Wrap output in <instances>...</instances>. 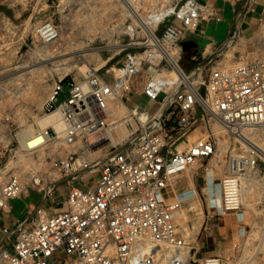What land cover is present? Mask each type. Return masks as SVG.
Instances as JSON below:
<instances>
[{"label":"built area","instance_id":"built-area-1","mask_svg":"<svg viewBox=\"0 0 264 264\" xmlns=\"http://www.w3.org/2000/svg\"><path fill=\"white\" fill-rule=\"evenodd\" d=\"M126 11L102 65L51 81L40 115L55 117L22 139L35 142L22 147L13 133L17 149L0 166V264H196L175 222L183 199L196 190L170 196L172 177L204 163L207 209L219 214L238 211L242 187L264 175L255 147L237 151L224 141L264 126V25L252 58L224 66L231 34L206 73L201 52L182 41L204 12L220 20L212 6L203 11L198 0H169L143 15ZM42 25L46 38L55 37L53 23L37 26L38 33ZM184 57L191 67L184 68ZM135 96L153 109H133ZM123 124L127 131L117 136ZM59 184L63 206L53 209ZM30 190L39 203L24 217L12 216L10 201Z\"/></svg>","mask_w":264,"mask_h":264},{"label":"rangeland","instance_id":"rangeland-1","mask_svg":"<svg viewBox=\"0 0 264 264\" xmlns=\"http://www.w3.org/2000/svg\"><path fill=\"white\" fill-rule=\"evenodd\" d=\"M128 1L141 15L169 2ZM200 4L203 11L210 7L208 3ZM127 8L121 0H0V166L17 149L13 133L31 131L36 126L51 81L63 75L77 79L87 65L98 67L110 54L117 25L126 17ZM201 19H206L205 12ZM47 21L55 25L56 35L44 41L36 27ZM230 58L227 51L221 61L224 66L234 62ZM183 63L184 68L192 64L186 57ZM212 64L207 62L206 73ZM144 69L152 70L148 65ZM62 97L60 94L58 99ZM141 106L153 109L147 102L141 101ZM243 131L264 149V126L246 127ZM197 134V130L192 131L189 139ZM216 135L224 136V132ZM224 141L233 150L245 147L236 135ZM104 150L107 148L100 151ZM259 162L263 165L261 159ZM222 165L220 159L214 170L216 179L222 175ZM203 166L204 163L193 164L170 181V196L187 187L196 190V195L183 199L180 212L175 215L185 240L193 246L190 258L196 264L205 259H213V264H264V175L252 177L242 187V206L238 211L214 214L207 209L210 192ZM64 192L59 184L53 209L63 206L60 202ZM38 203V192L30 190L28 196L14 198L11 215L24 217ZM203 239L211 247L202 248Z\"/></svg>","mask_w":264,"mask_h":264},{"label":"crops","instance_id":"crops-1","mask_svg":"<svg viewBox=\"0 0 264 264\" xmlns=\"http://www.w3.org/2000/svg\"><path fill=\"white\" fill-rule=\"evenodd\" d=\"M198 1L208 3L221 17L218 21L211 17L200 19L193 33L189 34V38L196 43L192 46V51L201 52V61L205 63L212 62L216 55L222 52V42L231 34L235 36V39L228 49H224L225 53L230 51V59L236 61L240 58H252L254 56V36L259 25H264V0H250L249 2L248 0ZM191 65L189 64L187 67H191ZM141 101L145 102L146 99L143 96H135L130 106L135 110H139ZM29 193L30 191L26 196ZM13 200L10 201V204ZM191 228H193L192 225ZM197 229L192 230L196 232ZM201 246L202 248L211 247L204 239L201 240Z\"/></svg>","mask_w":264,"mask_h":264},{"label":"bare ground","instance_id":"bare-ground-1","mask_svg":"<svg viewBox=\"0 0 264 264\" xmlns=\"http://www.w3.org/2000/svg\"><path fill=\"white\" fill-rule=\"evenodd\" d=\"M121 1H123L127 5V7L129 9L136 11V8L134 6H132V1L131 2L128 1V0H121ZM39 30H40L39 33L43 37V39L44 40H49L48 38L45 37L46 35L49 34V33H46L47 28H45V26L42 25L39 28ZM103 63H104V59L101 60V62L99 63V65H102ZM54 117H55L54 114H52L50 116L40 115V116L36 117V124L39 125V126H45L48 122L52 121L54 119ZM243 129H246V128H243ZM243 129H241L240 131H238L237 137L240 138L241 142L245 146L255 147L259 151V153L264 156V149H262L263 147L261 148V147L258 146V144H256L255 142H253L249 138V135H248V133L246 131H243L242 132ZM126 131H127L126 125L123 124V126L121 127V130L118 131L117 136L123 135L124 133H126ZM247 131H249V130H247ZM18 133H19V138H20V144H21L22 147H26V146L32 145V143L35 142L34 140H32V141H28L26 143L25 142V139L22 140L23 137H25L28 134V131H26V129H22ZM210 263L213 264L214 262L211 261Z\"/></svg>","mask_w":264,"mask_h":264},{"label":"water","instance_id":"water-1","mask_svg":"<svg viewBox=\"0 0 264 264\" xmlns=\"http://www.w3.org/2000/svg\"><path fill=\"white\" fill-rule=\"evenodd\" d=\"M195 44H196L195 41H193L191 39L182 41V46L185 49L190 47V46H194Z\"/></svg>","mask_w":264,"mask_h":264}]
</instances>
